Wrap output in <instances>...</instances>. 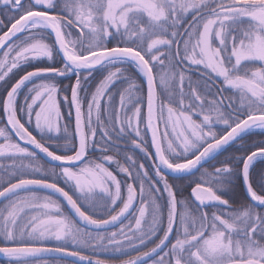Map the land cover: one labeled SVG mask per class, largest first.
I'll list each match as a JSON object with an SVG mask.
<instances>
[{"label": "snow or ice", "instance_id": "6c2138e0", "mask_svg": "<svg viewBox=\"0 0 264 264\" xmlns=\"http://www.w3.org/2000/svg\"><path fill=\"white\" fill-rule=\"evenodd\" d=\"M0 10L7 264L53 253L264 264V171L258 185L253 176L264 140L248 143L264 134V0H0ZM234 143L239 155L216 159ZM170 173L192 176L187 199Z\"/></svg>", "mask_w": 264, "mask_h": 264}, {"label": "flooded vegetation", "instance_id": "af4514ba", "mask_svg": "<svg viewBox=\"0 0 264 264\" xmlns=\"http://www.w3.org/2000/svg\"><path fill=\"white\" fill-rule=\"evenodd\" d=\"M4 18H5L4 11L3 10H0V19H4ZM4 30L6 31L7 29L5 28ZM0 34H2V33H0ZM58 60H59V57H57V61ZM57 66H59V65L57 64ZM63 78H69V77H61L60 79H63ZM126 86L127 85L121 86V90H122V87H126ZM146 93H147V88H146V85H145V87H144V95H145V97H146ZM117 99H118V97H117ZM62 111L65 113V115L67 117V112L69 111L67 105H65L63 107ZM145 112H146V108H145ZM68 119H70V118H68ZM72 122H73V126L72 127H74V114L72 116ZM219 127H222V126H218V128ZM160 128L163 131V125L162 124L160 125ZM225 151L226 150H224L223 152H221L220 154H218L216 156V159L220 158L221 155H223ZM131 154H134L140 161H142L143 163H145L146 166H149L150 167V162L143 156V153H140L137 150V151L132 152ZM44 162H45L44 159H42L41 160V163H44ZM211 163H215V161L208 162L206 165H204V167L205 168H208ZM46 166H49V165H46ZM112 167H114V166H112ZM197 175H199V173H197ZM171 178L175 180V183L182 190L181 193L178 196V199H187L189 197V195H190V188H189L188 185H189L190 180L192 179V176L189 174V175L180 177L179 179H177L176 177H171ZM233 184H234V187L232 189V192L229 193V195L233 194V196L235 198H241V196H242L241 193H238L237 192V194H236L237 196L234 193V190L236 188H238V187L242 188L240 182L239 181H233ZM61 186H64V185L61 183ZM242 192H243V189H242ZM125 195H126V193H125ZM62 203H64V202L62 201ZM64 206H65V211L69 215H72V213L70 212V210L68 209V207L66 206L65 203H64ZM137 206H138V201H137ZM98 257L100 259H106V260H114L115 259V258H113V257H111V256H109L108 254H105V253H98ZM95 258L96 257H94V259ZM49 261H52V262L57 263V264H74V261H69V260L49 259ZM0 264H7V259L5 257H3V256H0ZM75 264H78V263L75 262Z\"/></svg>", "mask_w": 264, "mask_h": 264}, {"label": "trees", "instance_id": "16d2710c", "mask_svg": "<svg viewBox=\"0 0 264 264\" xmlns=\"http://www.w3.org/2000/svg\"><path fill=\"white\" fill-rule=\"evenodd\" d=\"M45 64H47L48 62L45 61L44 62ZM28 70H32L30 67L28 68ZM97 75H99V73H97ZM69 79L70 78H63V79H60V83L64 84V85H67L69 83ZM142 80V78H141ZM74 82V81H73ZM143 87H145V85H143ZM72 120V117L70 118ZM3 123V120H2V113H0V125H2ZM72 126H73V123H72ZM39 138V137H38ZM260 140H264V134H254V135H251L250 138L248 139V143L249 144H254L256 142H259ZM239 147V144L238 143H234L231 147H229L223 155H221L220 158H218L217 160H223L225 159L226 157L230 156V155H239L238 152H236V148ZM264 171V162L262 161H257L256 164L254 165V173H253V176L255 178V181L257 183V185L259 184L260 182V173ZM238 193H243L242 192V188L238 187L234 190V193L235 195ZM237 196V195H236Z\"/></svg>", "mask_w": 264, "mask_h": 264}, {"label": "water", "instance_id": "95a60500", "mask_svg": "<svg viewBox=\"0 0 264 264\" xmlns=\"http://www.w3.org/2000/svg\"><path fill=\"white\" fill-rule=\"evenodd\" d=\"M147 88V87H146ZM73 114H74V112H73ZM224 150H222L221 152H223ZM220 152V153H221ZM220 153H218V154H220ZM217 154V155H218ZM41 156H43V154H41ZM208 162H206L205 163V165L207 164ZM171 177H176L174 174H169ZM186 175H189V174H186ZM185 175V176H186ZM65 204H66V202H64ZM66 206H67V204H66ZM68 207V206H67ZM69 209V208H68ZM70 210V209H69ZM70 212H71V210H70ZM72 213V212H71ZM48 259H56V256H55V254L53 253V254H50V256L48 257ZM65 260H69V261H74V258L73 257H67ZM76 263H78V262H76Z\"/></svg>", "mask_w": 264, "mask_h": 264}, {"label": "rangeland", "instance_id": "374dc122", "mask_svg": "<svg viewBox=\"0 0 264 264\" xmlns=\"http://www.w3.org/2000/svg\"><path fill=\"white\" fill-rule=\"evenodd\" d=\"M49 264H57V263H54V262H52V261H49Z\"/></svg>", "mask_w": 264, "mask_h": 264}]
</instances>
